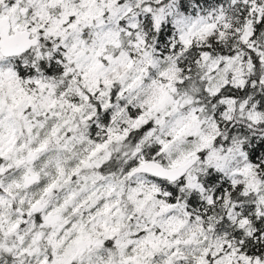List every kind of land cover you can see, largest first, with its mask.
<instances>
[{
	"label": "snow or ice",
	"instance_id": "6c2138e0",
	"mask_svg": "<svg viewBox=\"0 0 264 264\" xmlns=\"http://www.w3.org/2000/svg\"><path fill=\"white\" fill-rule=\"evenodd\" d=\"M0 264H264V0H0Z\"/></svg>",
	"mask_w": 264,
	"mask_h": 264
}]
</instances>
